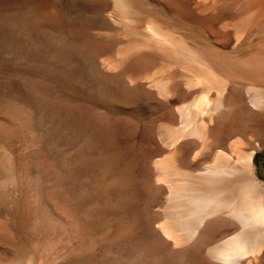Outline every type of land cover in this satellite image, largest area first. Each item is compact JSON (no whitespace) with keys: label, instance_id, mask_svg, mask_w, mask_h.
I'll return each mask as SVG.
<instances>
[{"label":"rangeland","instance_id":"rangeland-1","mask_svg":"<svg viewBox=\"0 0 264 264\" xmlns=\"http://www.w3.org/2000/svg\"><path fill=\"white\" fill-rule=\"evenodd\" d=\"M262 199L264 0H0V264H264Z\"/></svg>","mask_w":264,"mask_h":264},{"label":"bare ground","instance_id":"bare-ground-1","mask_svg":"<svg viewBox=\"0 0 264 264\" xmlns=\"http://www.w3.org/2000/svg\"><path fill=\"white\" fill-rule=\"evenodd\" d=\"M85 50H87V48L86 49H84V50H81L82 52L80 53L81 54V57L80 58H82V59H84V60H89L88 58H87V56L90 58L91 57V54L90 53H87ZM88 51V50H87ZM93 54V53H92ZM92 62V61H91ZM237 83V82H236ZM239 83V82H238ZM241 83V82H240ZM245 85H248V84H246L245 83ZM232 94V93H231ZM230 94V97L232 96ZM235 95V94H234ZM239 95H240V93H239ZM236 96V95H235ZM242 96V95H241ZM231 98H233V97H231ZM204 99H206V98H204ZM208 99V98H207ZM206 99V101H208ZM235 99H236V97H235ZM232 100V99H231ZM256 100V99H255ZM254 100V101H255ZM230 101V100H229ZM227 102V104H226V106H227V108H228V112L229 113H231L230 112V110H229V108H230V106H231V104H230V102ZM205 102V101H204ZM209 103H211V102H209ZM209 103H207V104H209ZM219 103V102H218ZM232 103V102H231ZM214 104V103H213ZM216 104V103H215ZM198 105V104H197ZM211 105V104H210ZM210 105H208V107H210ZM207 106V105H206ZM213 106V105H212ZM201 105L199 106V111H200V109H201ZM233 107V106H232ZM238 108L240 107V106H237ZM196 108V107H195ZM198 108V107H197ZM203 108V107H202ZM211 108V107H210ZM195 110H197V109H195ZM226 110V109H225ZM205 112H206V110H205ZM227 113V112H226ZM223 114V113H222ZM226 115V114H225ZM229 115V114H228ZM220 116H222V115H220ZM219 118V117H218ZM221 119V118H220ZM238 125V124H237ZM236 125V126H237ZM239 127V126H238ZM233 129V128H232ZM239 129V128H238ZM217 130V129H216ZM219 131V130H218ZM216 132V131H215ZM225 132V131H224ZM224 134V133H223ZM223 137H224V135H223ZM221 139V138H220ZM259 146V145H258ZM253 153H254V151H252L251 153H249V154H247V155H245L243 158H241V163L243 164V166L245 167V168H250L251 170H252V168H251V166H252V157H253ZM239 158V157H238ZM227 159V158H226ZM228 160V159H227ZM231 160V159H230ZM230 160H228L229 161V163H230ZM227 161V162H228ZM238 161H239V159H238ZM232 162V161H231ZM240 162V161H239ZM233 163V162H232ZM240 163V164H241ZM231 164V163H230ZM238 164V163H237ZM242 166V165H241ZM242 166V167H243ZM227 167H228V165H227ZM230 167V166H229ZM214 168H216V167H214ZM210 169H212V168H210ZM209 169V170H210ZM221 170H224V169H221ZM220 170V171H221ZM227 170H228V168H227ZM249 170V169H248ZM208 171V170H207ZM206 171V172H207ZM211 172V171H210ZM219 173V172H218ZM222 172H220L219 174H221ZM127 174V173H126ZM206 174V173H205ZM209 174V173H208ZM219 174H217L216 173V175H219ZM224 174H226V173H224ZM224 174H222V175H224ZM124 175V174H123ZM215 175V174H214ZM221 175V176H222ZM120 177V176H119ZM123 177V176H122ZM122 177H120L122 180H123V178ZM118 178V177H117ZM119 178V179H120ZM114 180V179H113ZM113 180H112V182H113ZM130 181H131V179H129ZM122 182V181H121ZM114 183H115V180H114ZM113 183V184H114ZM118 183H120V182H118ZM125 183H126V181H125ZM110 184H112V183H110ZM121 184V183H120ZM115 185V184H114ZM129 186V185H128ZM243 202V204H241V205H236V206H234L232 209H233V215H235L237 218H239L241 221H242V224H243V227H246L247 225H248V223H252L253 225H256V226H258V227H262V228H264V199H262V200H259V201H254V200H252V201H250V202H248L247 200L246 201H242ZM245 202V203H244ZM239 204V203H238ZM233 205V204H232ZM222 206H224V205H222ZM215 210H216V208H215ZM218 210V209H217ZM252 225V226H253ZM247 228V227H246ZM243 229H245V228H243ZM251 230H253V229H251ZM250 230V231H251ZM165 231V230H164ZM166 232H168V231H166ZM240 239V237L238 238V237H234V238H231V239H229L227 242H226V245L224 246L225 248L223 249L224 251L223 252H226L224 255H223V252L221 253V255H220V257H222V258H220V260L223 262L222 264H238L235 260L237 259V258H243L244 256H245V254L248 252L247 251V247L244 249V245L243 246H241V244H240V242L242 241V240H239ZM241 243H243V241L241 242ZM245 243V242H244ZM262 245H263V243H262ZM261 245V246H262ZM222 246V245H221ZM260 246V247H261ZM226 250V251H225ZM242 250H246V253H245V251H244V253L245 254H242ZM243 256V257H242ZM245 258V257H244Z\"/></svg>","mask_w":264,"mask_h":264}]
</instances>
